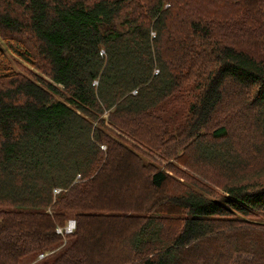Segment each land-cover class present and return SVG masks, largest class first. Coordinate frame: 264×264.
Listing matches in <instances>:
<instances>
[{
    "label": "trees",
    "instance_id": "1",
    "mask_svg": "<svg viewBox=\"0 0 264 264\" xmlns=\"http://www.w3.org/2000/svg\"><path fill=\"white\" fill-rule=\"evenodd\" d=\"M1 33L51 80L0 48V264H264V0H0Z\"/></svg>",
    "mask_w": 264,
    "mask_h": 264
},
{
    "label": "rangeland",
    "instance_id": "2",
    "mask_svg": "<svg viewBox=\"0 0 264 264\" xmlns=\"http://www.w3.org/2000/svg\"><path fill=\"white\" fill-rule=\"evenodd\" d=\"M14 37H17V36L12 35L9 38L10 43H12L13 45L16 44V40ZM27 44L30 45L29 43H27ZM0 48L7 54L14 71L16 73H18L19 75L24 76V77H28L31 79H35V80H39V79H42L45 81L51 80L49 78L47 70H46V68H47L46 61H44L43 59H41L38 56H33L32 59L27 60V59L22 58L20 55L15 54L8 47L7 42H6V38L2 33L0 35ZM170 161H172V160H170ZM166 162L167 161H165V163ZM175 163L177 164V166H176L177 168H179L181 170L183 169V167L180 164H178L177 162H175ZM187 172H189L190 174H192L193 176H196L198 178L200 177L197 174L198 171H196L194 169L188 170ZM215 188H217V187H215ZM38 257L39 256H35V255L32 256L31 255V256L27 257L26 259L24 258L25 260L22 259L20 261V264H33L36 261H40V259L38 260ZM39 258H41V257H39Z\"/></svg>",
    "mask_w": 264,
    "mask_h": 264
},
{
    "label": "built area",
    "instance_id": "3",
    "mask_svg": "<svg viewBox=\"0 0 264 264\" xmlns=\"http://www.w3.org/2000/svg\"><path fill=\"white\" fill-rule=\"evenodd\" d=\"M74 227H75V220L70 218L67 220L65 225L56 227L55 231L58 234L66 235V234L72 233ZM42 256H43L42 254L39 255V257H42Z\"/></svg>",
    "mask_w": 264,
    "mask_h": 264
}]
</instances>
